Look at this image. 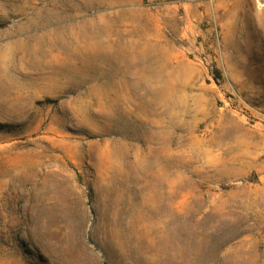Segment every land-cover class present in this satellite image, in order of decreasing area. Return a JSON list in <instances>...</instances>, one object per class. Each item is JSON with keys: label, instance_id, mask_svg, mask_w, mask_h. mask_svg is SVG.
<instances>
[{"label": "rangeland", "instance_id": "obj_1", "mask_svg": "<svg viewBox=\"0 0 264 264\" xmlns=\"http://www.w3.org/2000/svg\"><path fill=\"white\" fill-rule=\"evenodd\" d=\"M0 264H264V0H0Z\"/></svg>", "mask_w": 264, "mask_h": 264}]
</instances>
